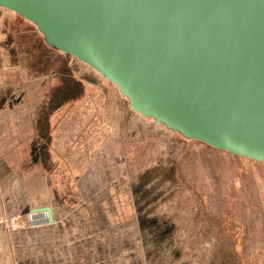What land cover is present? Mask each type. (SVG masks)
Segmentation results:
<instances>
[{
  "label": "rangeland",
  "instance_id": "374dc122",
  "mask_svg": "<svg viewBox=\"0 0 264 264\" xmlns=\"http://www.w3.org/2000/svg\"><path fill=\"white\" fill-rule=\"evenodd\" d=\"M37 36L23 38L34 60L43 62V123L50 137L42 131L0 133L1 191L12 182L32 189L46 174L49 183L63 188L69 170L62 167L82 173L113 135L120 166H127L129 182L142 189L136 198L145 205L144 214L171 227L159 236L145 229L144 245L132 244L128 264L134 256L139 264H264V162L185 138L142 117L116 85ZM71 61L79 69L70 71ZM106 109L111 122L119 124L117 131L106 125ZM17 118L14 123L33 117ZM49 128L57 132L58 148L50 146L55 138ZM54 150L62 163H43V151L49 155ZM16 225L0 205V264H15Z\"/></svg>",
  "mask_w": 264,
  "mask_h": 264
},
{
  "label": "water",
  "instance_id": "95a60500",
  "mask_svg": "<svg viewBox=\"0 0 264 264\" xmlns=\"http://www.w3.org/2000/svg\"><path fill=\"white\" fill-rule=\"evenodd\" d=\"M133 112L264 162V0H0ZM34 212H47L39 207Z\"/></svg>",
  "mask_w": 264,
  "mask_h": 264
},
{
  "label": "crops",
  "instance_id": "0c3cea01",
  "mask_svg": "<svg viewBox=\"0 0 264 264\" xmlns=\"http://www.w3.org/2000/svg\"><path fill=\"white\" fill-rule=\"evenodd\" d=\"M25 34L41 37L30 21L0 7V133L6 137L9 132L42 131L50 137L43 123V62L34 60ZM104 115L110 122L106 125L116 130L119 124L111 122L107 109ZM29 116L33 118L14 123L17 117ZM52 132L55 140L50 146L58 148L57 132ZM107 138L82 173L62 167L69 170L63 188L49 183L46 174L32 189L12 182L1 191L0 178V205L4 215L14 216L17 224L12 235L15 264H128L132 244L144 245L145 229L151 227H146L143 204L139 206L136 198L141 187L137 190L129 182L127 166H120L116 140L113 135ZM54 151L49 155L43 151V163H62L61 153ZM45 206L51 208L53 220L47 212L33 211ZM131 258L135 262L130 264H139L138 257Z\"/></svg>",
  "mask_w": 264,
  "mask_h": 264
},
{
  "label": "flooded vegetation",
  "instance_id": "af4514ba",
  "mask_svg": "<svg viewBox=\"0 0 264 264\" xmlns=\"http://www.w3.org/2000/svg\"><path fill=\"white\" fill-rule=\"evenodd\" d=\"M67 55H69V54H67ZM68 66H69L70 71L75 69V68L79 69V67H77L78 65L76 64V61H71L70 65H68ZM92 71H94V70H92ZM78 72H79V70H78ZM63 76L66 77V78H72L73 77V76L70 77V76H67V75H63ZM143 208H145V205H143ZM144 222H145L146 227L148 226V227H151L152 229H154V234H156L158 236H159V233H161V232H163V235H165L166 233L169 232V230L171 228L169 226H168V228L167 227L166 228L163 227L155 217H153V216L149 217V216H146L145 214H144Z\"/></svg>",
  "mask_w": 264,
  "mask_h": 264
},
{
  "label": "built area",
  "instance_id": "2783aa9c",
  "mask_svg": "<svg viewBox=\"0 0 264 264\" xmlns=\"http://www.w3.org/2000/svg\"><path fill=\"white\" fill-rule=\"evenodd\" d=\"M10 219H11L12 224H15V217L12 216V217H10Z\"/></svg>",
  "mask_w": 264,
  "mask_h": 264
},
{
  "label": "bare ground",
  "instance_id": "6f19581e",
  "mask_svg": "<svg viewBox=\"0 0 264 264\" xmlns=\"http://www.w3.org/2000/svg\"><path fill=\"white\" fill-rule=\"evenodd\" d=\"M71 56V55H70ZM75 58V57H74ZM76 59V58H75Z\"/></svg>",
  "mask_w": 264,
  "mask_h": 264
},
{
  "label": "trees",
  "instance_id": "16d2710c",
  "mask_svg": "<svg viewBox=\"0 0 264 264\" xmlns=\"http://www.w3.org/2000/svg\"><path fill=\"white\" fill-rule=\"evenodd\" d=\"M93 72H95V71H93Z\"/></svg>",
  "mask_w": 264,
  "mask_h": 264
}]
</instances>
